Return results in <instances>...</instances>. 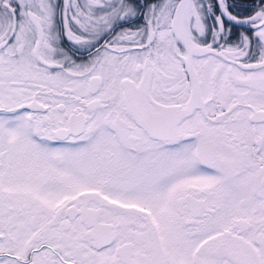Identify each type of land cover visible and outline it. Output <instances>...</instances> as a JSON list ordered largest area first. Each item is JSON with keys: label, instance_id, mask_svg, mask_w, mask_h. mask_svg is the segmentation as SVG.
Instances as JSON below:
<instances>
[{"label": "snow or ice", "instance_id": "obj_1", "mask_svg": "<svg viewBox=\"0 0 264 264\" xmlns=\"http://www.w3.org/2000/svg\"><path fill=\"white\" fill-rule=\"evenodd\" d=\"M0 264H264V0H0Z\"/></svg>", "mask_w": 264, "mask_h": 264}]
</instances>
